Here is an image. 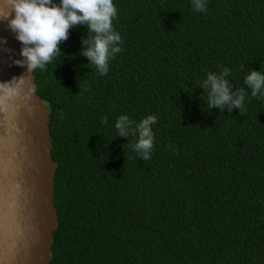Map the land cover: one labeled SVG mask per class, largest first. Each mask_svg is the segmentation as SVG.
I'll list each match as a JSON object with an SVG mask.
<instances>
[{
	"label": "trees",
	"instance_id": "trees-1",
	"mask_svg": "<svg viewBox=\"0 0 264 264\" xmlns=\"http://www.w3.org/2000/svg\"><path fill=\"white\" fill-rule=\"evenodd\" d=\"M113 2L124 43L107 75L79 55L82 25L35 71L56 165L49 264H264V97L244 82L264 72V0ZM224 67L241 113L208 111L198 87ZM125 114L158 117L150 160L117 136Z\"/></svg>",
	"mask_w": 264,
	"mask_h": 264
},
{
	"label": "water",
	"instance_id": "water-1",
	"mask_svg": "<svg viewBox=\"0 0 264 264\" xmlns=\"http://www.w3.org/2000/svg\"><path fill=\"white\" fill-rule=\"evenodd\" d=\"M3 11V8H0ZM0 264H49L57 226L48 128L35 71L18 66L21 43L0 21Z\"/></svg>",
	"mask_w": 264,
	"mask_h": 264
},
{
	"label": "clouds",
	"instance_id": "clouds-1",
	"mask_svg": "<svg viewBox=\"0 0 264 264\" xmlns=\"http://www.w3.org/2000/svg\"><path fill=\"white\" fill-rule=\"evenodd\" d=\"M192 7L196 12H205L207 0H192ZM0 8H3L0 21L7 22L22 45V59L14 63L26 67V74L46 71L47 65L62 53L61 43L67 41L70 29L76 26L87 28V37H82L79 55L87 58L88 66L95 68L98 74L107 75L110 60L123 51L124 41L113 25L118 15L113 0H59L58 3L54 0H0ZM0 43H6V40ZM230 75L227 67L219 73L210 71L198 85L207 92L208 111H224L225 107L229 113L233 109H239L240 113L246 110L248 93L243 88L234 91L226 79ZM24 77L21 75L13 77L10 82H0V88L11 85L13 81L23 84ZM244 82L252 97H264V72L249 69ZM157 121L156 115H148L133 126L134 122L128 115H120L115 122L117 136L136 137L133 150L142 160H150L155 141L152 126ZM102 123H108L107 117L102 118Z\"/></svg>",
	"mask_w": 264,
	"mask_h": 264
}]
</instances>
